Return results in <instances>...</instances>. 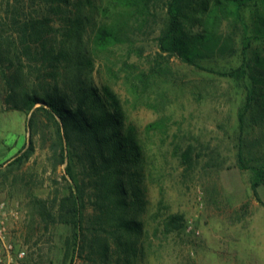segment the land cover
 I'll return each instance as SVG.
<instances>
[{"label":"rangeland","instance_id":"1","mask_svg":"<svg viewBox=\"0 0 264 264\" xmlns=\"http://www.w3.org/2000/svg\"><path fill=\"white\" fill-rule=\"evenodd\" d=\"M16 1L23 6L20 20L39 18L45 7L40 0H0V220L7 237L25 251L20 264H125L117 254L102 263L90 261L86 249L73 254L75 190L66 168L82 188V227L89 230L97 212L87 161L82 149H68L57 119L39 105L15 109L24 94L41 96L51 83L18 46L11 25ZM165 1L146 21H134L112 9V0H88L82 39L68 45L70 65L58 67L56 84L72 107L79 87L99 93L108 87L134 128L144 178L135 210L140 234L126 264H264V176L256 197L251 189L255 170L264 172V39L253 40L262 12L253 1L238 7L220 0L214 8L212 0H186L181 31L208 29L218 46L197 68L158 49ZM123 24L120 42L94 45L100 26ZM55 36L60 40V32ZM244 37L251 39L252 74L243 81L220 75L241 66ZM247 90L252 97L240 127ZM169 215L182 216L180 230H164Z\"/></svg>","mask_w":264,"mask_h":264},{"label":"trees","instance_id":"2","mask_svg":"<svg viewBox=\"0 0 264 264\" xmlns=\"http://www.w3.org/2000/svg\"><path fill=\"white\" fill-rule=\"evenodd\" d=\"M40 1L45 7L42 8L44 12L38 15L39 18L29 17L23 20L19 19L23 6H20L21 2L16 1L13 6L14 16L11 25L21 53L39 66L32 67L33 69L37 72L44 71L43 75L40 74L43 79L49 78L53 84L47 82V88L42 87L41 96L24 94L20 100L22 107L16 106L15 109L30 110L39 105L37 109L57 119L68 149L83 150L82 154L87 161L84 169L87 170V175L91 179L90 184H92L89 201L96 209L97 215L94 216L90 229L85 230L82 227L81 214L82 188L73 176L71 165L68 166L66 172L75 190L71 208L74 228L73 254L81 256L86 249L88 259L93 263H102L108 257L117 254L118 257L123 256L126 264L130 254L135 253L133 239L140 234V224L135 220V210L140 208L138 194L141 193V189L137 183L144 178L143 167L139 163L140 147L134 135V128L125 123L126 119L119 101L108 87H102L101 93L97 88L79 87L76 106L72 107V101L61 95L56 84L58 67L62 63H65L66 67L70 65L71 55L68 45L73 38H76L77 42L82 39L83 23L88 19L83 13V8L88 0ZM159 1L112 0L111 5L115 7L112 8L114 10L119 7L118 12L126 14L129 20L132 18L134 21H146ZM212 1L214 8H217L220 0ZM229 1L236 3L238 7L252 1L257 5L258 11L262 14H260V20L257 18L253 40L264 39V0ZM185 3L186 0L165 1L163 7L166 21L157 38V45L160 52L177 56L184 63L200 68L197 60L213 56L218 50L217 41L208 29L200 34L189 36L181 31L182 8ZM204 11H206L205 8L200 13ZM51 16H55L60 21V29L51 27L53 21ZM126 25L123 24V27L100 26L93 36L94 45L104 48L120 42ZM58 32H60V40H57L55 36ZM250 40L247 37L243 39L241 66L221 72L220 75L243 81L248 74H252V68L246 67V55L251 48ZM251 77L254 78V76ZM251 97V92L247 90L245 108L238 116L240 127ZM183 156L185 160L189 159L188 152ZM61 158L64 159L63 154ZM255 173L256 179L251 189L256 197L255 189L260 185L264 172L255 170ZM181 227V215L167 216L164 225L166 232L177 231ZM88 235L91 236L89 242ZM103 235H107L111 240L110 244ZM123 238H125L124 241ZM111 245L114 246L112 252Z\"/></svg>","mask_w":264,"mask_h":264},{"label":"built area","instance_id":"3","mask_svg":"<svg viewBox=\"0 0 264 264\" xmlns=\"http://www.w3.org/2000/svg\"><path fill=\"white\" fill-rule=\"evenodd\" d=\"M1 210H3V204L0 205ZM24 256L25 251L21 248H15L7 237L4 222L0 220V264H20Z\"/></svg>","mask_w":264,"mask_h":264}]
</instances>
